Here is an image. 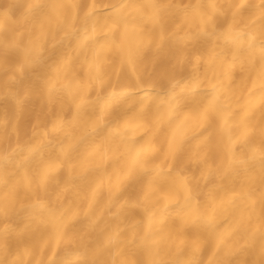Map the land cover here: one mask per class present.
Returning <instances> with one entry per match:
<instances>
[{
    "label": "bare ground",
    "instance_id": "6f19581e",
    "mask_svg": "<svg viewBox=\"0 0 264 264\" xmlns=\"http://www.w3.org/2000/svg\"><path fill=\"white\" fill-rule=\"evenodd\" d=\"M0 264H264V0H0Z\"/></svg>",
    "mask_w": 264,
    "mask_h": 264
}]
</instances>
